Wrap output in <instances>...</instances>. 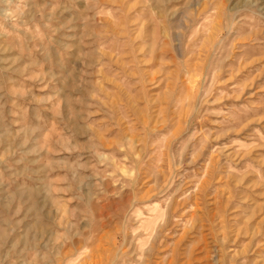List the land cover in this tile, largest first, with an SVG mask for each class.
<instances>
[{"label":"rangeland","instance_id":"1","mask_svg":"<svg viewBox=\"0 0 264 264\" xmlns=\"http://www.w3.org/2000/svg\"><path fill=\"white\" fill-rule=\"evenodd\" d=\"M0 264H264V0H0Z\"/></svg>","mask_w":264,"mask_h":264}]
</instances>
